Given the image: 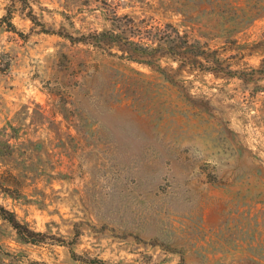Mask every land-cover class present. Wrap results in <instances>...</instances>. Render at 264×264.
Listing matches in <instances>:
<instances>
[{"label":"rangeland","instance_id":"374dc122","mask_svg":"<svg viewBox=\"0 0 264 264\" xmlns=\"http://www.w3.org/2000/svg\"><path fill=\"white\" fill-rule=\"evenodd\" d=\"M0 206V264H264V0H0Z\"/></svg>","mask_w":264,"mask_h":264},{"label":"trees","instance_id":"16d2710c","mask_svg":"<svg viewBox=\"0 0 264 264\" xmlns=\"http://www.w3.org/2000/svg\"><path fill=\"white\" fill-rule=\"evenodd\" d=\"M29 18L33 21L36 22L35 16L33 14L29 15ZM103 36H107L104 35ZM99 36H97L98 38ZM83 42H86L85 40H83ZM132 44V43H131ZM193 48L196 47L195 45H192ZM142 54V53H141ZM198 57V55H196ZM131 60H135V61H139L140 59L138 58H132ZM181 60V59H180ZM184 60V59H182ZM142 62V61H141ZM183 65H181L182 67ZM0 217L7 221L18 233V235L21 237V239L25 242V243H32V244H39L40 241L34 240L33 236H40V233H35L33 231H31L29 228H27L26 226H24L23 224H21L16 215L8 210H6L4 207L0 206Z\"/></svg>","mask_w":264,"mask_h":264}]
</instances>
